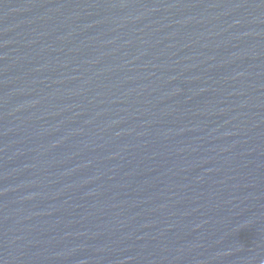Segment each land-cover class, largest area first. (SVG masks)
<instances>
[{
    "label": "water",
    "instance_id": "1",
    "mask_svg": "<svg viewBox=\"0 0 264 264\" xmlns=\"http://www.w3.org/2000/svg\"><path fill=\"white\" fill-rule=\"evenodd\" d=\"M0 133L264 243V0H0Z\"/></svg>",
    "mask_w": 264,
    "mask_h": 264
}]
</instances>
